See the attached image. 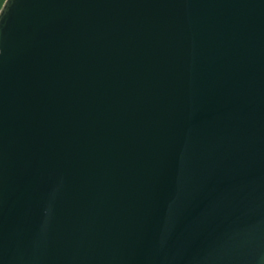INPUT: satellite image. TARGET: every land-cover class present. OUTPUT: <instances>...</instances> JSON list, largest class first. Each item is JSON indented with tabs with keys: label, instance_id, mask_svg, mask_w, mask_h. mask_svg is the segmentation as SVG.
Here are the masks:
<instances>
[{
	"label": "water",
	"instance_id": "95a60500",
	"mask_svg": "<svg viewBox=\"0 0 264 264\" xmlns=\"http://www.w3.org/2000/svg\"><path fill=\"white\" fill-rule=\"evenodd\" d=\"M0 264H264V0H4Z\"/></svg>",
	"mask_w": 264,
	"mask_h": 264
},
{
	"label": "crops",
	"instance_id": "0c3cea01",
	"mask_svg": "<svg viewBox=\"0 0 264 264\" xmlns=\"http://www.w3.org/2000/svg\"><path fill=\"white\" fill-rule=\"evenodd\" d=\"M3 2H4V0H0V8H1Z\"/></svg>",
	"mask_w": 264,
	"mask_h": 264
}]
</instances>
